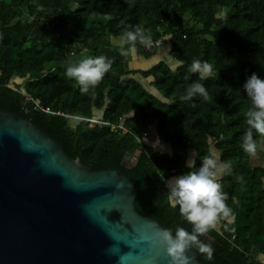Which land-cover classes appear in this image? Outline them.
<instances>
[{
	"label": "trees",
	"instance_id": "16d2710c",
	"mask_svg": "<svg viewBox=\"0 0 264 264\" xmlns=\"http://www.w3.org/2000/svg\"><path fill=\"white\" fill-rule=\"evenodd\" d=\"M94 14L100 16L88 21ZM137 26L151 41L157 27L168 33L161 45L184 63L132 68L111 39ZM134 54L152 53L137 42ZM99 55L112 61L110 70L82 94L64 75L67 62ZM193 59L211 64L214 75L199 80L190 71ZM253 72L264 77V0H0V110L43 129L82 165L124 173L138 190L136 212L173 232L190 229L169 205L164 180L187 171L189 156L198 165L215 155L232 219L201 237L210 257L192 249L201 264H264L254 257H264V167L251 166L240 148L250 107L242 85ZM14 79H22L21 92L11 86ZM193 82L205 86L207 100L179 99ZM33 100L58 114L34 108ZM64 115L121 119L127 131ZM149 127L166 152L137 140ZM136 149L141 152L130 161ZM124 159L134 167L122 166Z\"/></svg>",
	"mask_w": 264,
	"mask_h": 264
},
{
	"label": "water",
	"instance_id": "95a60500",
	"mask_svg": "<svg viewBox=\"0 0 264 264\" xmlns=\"http://www.w3.org/2000/svg\"><path fill=\"white\" fill-rule=\"evenodd\" d=\"M137 191L121 171L82 165L0 110V264H122L128 254L123 264H201L194 250L173 260L156 242L163 228L135 211Z\"/></svg>",
	"mask_w": 264,
	"mask_h": 264
},
{
	"label": "clouds",
	"instance_id": "9594fccd",
	"mask_svg": "<svg viewBox=\"0 0 264 264\" xmlns=\"http://www.w3.org/2000/svg\"><path fill=\"white\" fill-rule=\"evenodd\" d=\"M137 42L144 47L152 43L150 35L138 26L123 32L119 37L122 53L125 55L135 53ZM125 44L128 45L126 50L123 48ZM111 63L104 55L85 57L75 62L68 61L64 75L78 84L82 94L89 93L110 70ZM175 63L181 65L184 61L177 59ZM190 71L197 74L201 81L214 75L213 66L200 59L191 61ZM242 88L250 101V107L244 114L246 130L242 135L240 148L249 157H255L261 148L260 140L264 139V77L253 72L246 77ZM193 97L208 99V92L202 83H191L179 99L189 101ZM157 141L162 145L161 139L156 137L151 146ZM158 147L160 146L156 148ZM184 165L188 170L168 177L165 187L169 205L178 207L181 219L190 225V229L177 226L173 232L169 228H163L154 236L156 242L164 246L173 260L183 258L185 252L192 249L210 257L211 246L201 237L216 228L220 220L232 219V211L225 203L226 197L218 182L219 166L215 155H205L198 165L189 156ZM227 171L230 172L231 169ZM131 258L128 254L121 256L120 260L123 264Z\"/></svg>",
	"mask_w": 264,
	"mask_h": 264
},
{
	"label": "crops",
	"instance_id": "0c3cea01",
	"mask_svg": "<svg viewBox=\"0 0 264 264\" xmlns=\"http://www.w3.org/2000/svg\"><path fill=\"white\" fill-rule=\"evenodd\" d=\"M167 36H168V34H165V38ZM117 43H119V42H117ZM118 48H121L120 43H119V47ZM129 61H132L130 63V66L132 68H141V67H138V65H140V66L142 65L143 66L147 62L149 63L148 66L149 65L152 66L156 62H159V61L167 62L171 67L175 66V63H173L174 60H172V58L168 54L167 45H163V46L161 45V46L157 47L156 50H155V55L153 57H151V58L150 57L144 58V57H142L140 55L132 53V54L129 55ZM170 62H172V64ZM248 161H249L250 165L251 164H257V165H253V166L264 167V149H263V147L261 146L260 151L258 152V154L255 157H249L248 156Z\"/></svg>",
	"mask_w": 264,
	"mask_h": 264
},
{
	"label": "built area",
	"instance_id": "2783aa9c",
	"mask_svg": "<svg viewBox=\"0 0 264 264\" xmlns=\"http://www.w3.org/2000/svg\"><path fill=\"white\" fill-rule=\"evenodd\" d=\"M156 33H157V36L154 40H152V43L145 47V50H148L150 51L151 53L159 46H161L162 44V41L163 39L165 38V33L163 32V30L160 28V27H157L156 29ZM18 92H21V90L19 89V87H14ZM34 102V108H38L40 109L41 111H44V112H48V113H51V114H58L56 112H52L49 110L48 107H41L39 105V102L38 100H33ZM65 117L67 118H71V119H74V120H81V119H84L88 122V125L91 127L93 126L94 124H101V125H105V126H109V128L111 130H117L119 129L121 132H125L127 131V129L122 125L121 123V119H119L118 121L114 122V123H110L109 121L107 120H101V119H96V118H82V117H79V116H70V115H64ZM139 141V139H137ZM167 183V181L164 180V186L165 184ZM255 259L257 260H261V261H264V257L263 256H254Z\"/></svg>",
	"mask_w": 264,
	"mask_h": 264
},
{
	"label": "rangeland",
	"instance_id": "374dc122",
	"mask_svg": "<svg viewBox=\"0 0 264 264\" xmlns=\"http://www.w3.org/2000/svg\"><path fill=\"white\" fill-rule=\"evenodd\" d=\"M99 17L100 15L99 14H94L93 16H91L89 19H88V21L91 19V20H93V18H96V17ZM168 34V33H167ZM111 42L113 43V45H114V47L117 49L118 47H119V43H117V42H119V37H112V39H111ZM123 48L126 50L127 49V47H125V45L123 46ZM119 49V48H118ZM121 49V48H120ZM156 50V49H155ZM155 50L152 52V54H151V56H150V58L151 57H153L154 55H155ZM134 56V55H133ZM132 61H130V63H131ZM171 64H172V62H170ZM173 63H175L174 61H173ZM148 62L145 64V65H138V67H141V68H147V67H149L148 66ZM174 66V65H173ZM138 79H140V81H141V83H142V85L144 86V87H146V88H148L149 90H151L152 89V87L150 86H148V79H141V78H138ZM22 82V79H14V80H12V82H11V86L12 87H17L20 83ZM153 127V126H152ZM152 127H149L148 129H147V131H146V133L144 134V136L139 140V142L141 143V144H148V145H152V142L153 141H155V139H156V136H155V133H154V130H153V128ZM157 146H159L158 145V141L156 142V144H154L152 147H157ZM160 150L161 152H166L167 151V149H166V146H160V147H158V148H156V150ZM133 157H134V152L132 153V155H131V157L129 158L130 159V161H133L134 159H133ZM252 166L253 165H257V164H251ZM219 174H220V167H219V172H218V177H219Z\"/></svg>",
	"mask_w": 264,
	"mask_h": 264
}]
</instances>
